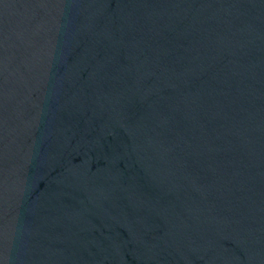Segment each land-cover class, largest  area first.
Masks as SVG:
<instances>
[{
  "label": "water",
  "instance_id": "water-1",
  "mask_svg": "<svg viewBox=\"0 0 264 264\" xmlns=\"http://www.w3.org/2000/svg\"><path fill=\"white\" fill-rule=\"evenodd\" d=\"M0 264H264V0H0Z\"/></svg>",
  "mask_w": 264,
  "mask_h": 264
}]
</instances>
